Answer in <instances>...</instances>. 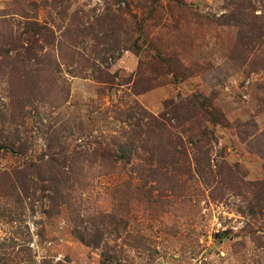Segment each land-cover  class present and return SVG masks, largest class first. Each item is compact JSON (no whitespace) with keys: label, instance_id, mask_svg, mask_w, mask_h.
Masks as SVG:
<instances>
[{"label":"rangeland","instance_id":"374dc122","mask_svg":"<svg viewBox=\"0 0 264 264\" xmlns=\"http://www.w3.org/2000/svg\"><path fill=\"white\" fill-rule=\"evenodd\" d=\"M0 264H264V0H0Z\"/></svg>","mask_w":264,"mask_h":264},{"label":"trees","instance_id":"16d2710c","mask_svg":"<svg viewBox=\"0 0 264 264\" xmlns=\"http://www.w3.org/2000/svg\"><path fill=\"white\" fill-rule=\"evenodd\" d=\"M201 106H202V104H201ZM196 111H197V108H195V105L193 104L191 106V108L186 113L185 112L179 113L178 116L176 117V119L178 121H180V123H179L180 125H178V126H182L183 123L186 121H193L194 122L196 120V119H194V117L196 115ZM119 158L125 160L127 158V156L124 154H121L119 156Z\"/></svg>","mask_w":264,"mask_h":264}]
</instances>
